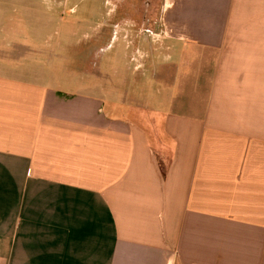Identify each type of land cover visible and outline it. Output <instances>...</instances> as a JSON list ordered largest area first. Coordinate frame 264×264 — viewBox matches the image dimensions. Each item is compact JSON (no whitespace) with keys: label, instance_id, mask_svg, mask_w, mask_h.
Returning a JSON list of instances; mask_svg holds the SVG:
<instances>
[{"label":"crops","instance_id":"obj_1","mask_svg":"<svg viewBox=\"0 0 264 264\" xmlns=\"http://www.w3.org/2000/svg\"><path fill=\"white\" fill-rule=\"evenodd\" d=\"M120 7L85 34L124 37L104 82L0 52V264H264V0Z\"/></svg>","mask_w":264,"mask_h":264},{"label":"rangeland","instance_id":"obj_2","mask_svg":"<svg viewBox=\"0 0 264 264\" xmlns=\"http://www.w3.org/2000/svg\"><path fill=\"white\" fill-rule=\"evenodd\" d=\"M108 1L110 4L112 2L111 5L119 14L121 0H99L98 2L84 0L77 6L75 4L78 3V0H72L69 5L58 6L51 5L48 0H0V52L13 53L17 51L22 53L26 49L29 52L37 50L40 54L48 57L46 59L49 61L50 72L46 74L53 79L61 75L59 71L52 70L53 67L55 68V64H59L62 70L66 68V70H75L80 73H84L83 70L89 69V67H95L98 72L94 78L98 82H104L107 77L104 72L108 58L114 55L112 56L114 60L124 59L126 46L124 37L122 34H118L117 38L112 40L114 29L110 30L108 35L104 34L95 41L85 40V34L90 27H95V24L104 16H108L111 11ZM166 1L162 0V3L165 4ZM74 7L78 8L73 10ZM94 7H96V15L93 12L92 16H87L85 11L92 10ZM4 38H12L10 43H13V48L8 50L6 43L2 41ZM111 40L113 43L109 46ZM59 52L66 55L64 57L66 60L72 62L62 63L59 59V62L55 63L53 56ZM132 53L134 54V51L131 52V56ZM136 66V61L130 63L132 73L129 74V81L132 83L128 89H125L124 94L128 93L130 101L135 103L137 102L136 98H139V103L147 109L152 106L151 102L158 96L155 90L157 84H163V81L157 79V84H154L149 80L150 78H147L144 91L138 93L136 86L141 80L142 72L137 70ZM62 74L65 79L73 73L65 71ZM74 75L79 76L76 73ZM165 85L168 86V83ZM127 111L130 116L145 114L144 110L131 107Z\"/></svg>","mask_w":264,"mask_h":264}]
</instances>
